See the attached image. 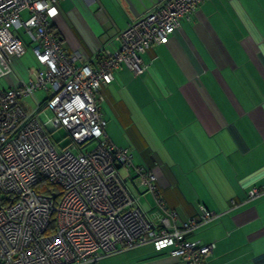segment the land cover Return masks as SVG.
<instances>
[{"label": "crops", "instance_id": "obj_1", "mask_svg": "<svg viewBox=\"0 0 264 264\" xmlns=\"http://www.w3.org/2000/svg\"><path fill=\"white\" fill-rule=\"evenodd\" d=\"M159 1L132 0V11L125 0H62L52 25L66 51L92 59L118 48L116 35ZM142 58L143 75L122 65L100 88L107 136L153 171L179 220L197 205L221 213L188 235L214 242L207 264H264V191L240 203L249 188L264 189V0H203ZM136 191L148 216L165 214L143 186ZM96 264L183 263L145 242Z\"/></svg>", "mask_w": 264, "mask_h": 264}, {"label": "built area", "instance_id": "obj_2", "mask_svg": "<svg viewBox=\"0 0 264 264\" xmlns=\"http://www.w3.org/2000/svg\"><path fill=\"white\" fill-rule=\"evenodd\" d=\"M60 1L0 0V64L13 67L28 49L22 33L31 39L37 63L26 77L9 73L13 83L0 86V264H96L145 242L183 264H207L214 242L188 235L221 213L197 205L195 215L179 220L158 197L153 171L135 163L129 147L109 139L100 107V88L114 72L123 65L143 75L148 64L142 54L166 43L203 0L152 4L116 35L118 48L101 47L92 59L81 50L66 51L51 28ZM39 89L42 100L35 95ZM58 128L70 137L61 148L50 137ZM92 141L94 147L84 150ZM42 181L49 185L37 190ZM139 186L164 215L146 214ZM261 191L249 188L240 203ZM237 205L231 200V207Z\"/></svg>", "mask_w": 264, "mask_h": 264}, {"label": "rangeland", "instance_id": "obj_3", "mask_svg": "<svg viewBox=\"0 0 264 264\" xmlns=\"http://www.w3.org/2000/svg\"><path fill=\"white\" fill-rule=\"evenodd\" d=\"M23 37L26 40H28V35L26 33L23 34ZM30 45H32V43ZM36 65H37V63L31 54V48L29 46L28 49L25 51V53L22 56H20L14 60L13 67H10L8 65L3 66L0 64V86L5 87V86H8L9 84L13 83V81H14L12 79L13 77L11 78L9 73H12V75L14 74L19 78L26 77L27 72L29 70L34 69L36 67ZM8 79L10 80L11 83H9ZM35 95L37 98L42 100L43 97L45 96V92L43 90L39 89V90L35 91ZM24 101L28 104L29 110L34 109L35 103L31 97H26L24 99ZM50 137L56 143V145L60 148L70 144V137L68 136V134L64 128H58L56 130L50 131ZM94 145H95V141H92L90 143H87L83 147V149L89 150V149L93 148ZM71 149L75 153L79 151V148L76 146L72 147ZM129 185L132 186L134 184L132 181H129Z\"/></svg>", "mask_w": 264, "mask_h": 264}, {"label": "trees", "instance_id": "obj_4", "mask_svg": "<svg viewBox=\"0 0 264 264\" xmlns=\"http://www.w3.org/2000/svg\"><path fill=\"white\" fill-rule=\"evenodd\" d=\"M51 28L54 30V27H53V25L51 26ZM47 186V185H49V183L47 182V181H42V182H40L38 185H36V189L37 190H39V188L41 187V186Z\"/></svg>", "mask_w": 264, "mask_h": 264}, {"label": "water", "instance_id": "obj_5", "mask_svg": "<svg viewBox=\"0 0 264 264\" xmlns=\"http://www.w3.org/2000/svg\"><path fill=\"white\" fill-rule=\"evenodd\" d=\"M127 3H128V6L129 8L133 11L134 8H133V3H132V0H125ZM139 3H144V0H137Z\"/></svg>", "mask_w": 264, "mask_h": 264}]
</instances>
